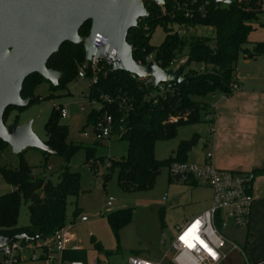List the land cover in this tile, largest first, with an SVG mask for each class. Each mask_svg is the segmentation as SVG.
Instances as JSON below:
<instances>
[{"label": "trees", "instance_id": "16d2710c", "mask_svg": "<svg viewBox=\"0 0 264 264\" xmlns=\"http://www.w3.org/2000/svg\"><path fill=\"white\" fill-rule=\"evenodd\" d=\"M202 5L204 13L200 14ZM145 7L149 16L140 18L137 26L127 34V42L133 43L134 61L144 63L145 58L153 54L157 65L163 69L169 68L174 60L183 56H188V62L180 68L185 80L173 82L174 90L162 97L157 87H143L125 71H113L109 67L97 74V83L90 90V99L95 100L100 107L91 110L87 120L94 126L100 116L110 115L113 119V136L128 142V155L112 161L108 168L118 170V184L127 192L151 189L161 168L169 167L174 162L187 161L195 139L181 141L175 157L165 161L155 158L157 142L174 138L181 126L200 123L202 113L209 115V106L201 101L206 96L232 95L230 86L235 82L240 56L245 59L264 57V42L254 44L252 50L247 47L250 44L249 34L263 13V0H232L229 4L200 0L198 4L189 6L192 18H187L177 10L175 0H164L162 5L147 1ZM157 26L163 27L166 37L159 47H153L150 39ZM176 27L212 28L215 35L213 39L191 34L181 37L175 32ZM89 33L90 23L82 26L78 32L81 38L89 37ZM211 41H214L213 45ZM84 60L83 41L63 44L46 64L47 69L63 74L58 84L52 85V89H66L70 82L78 78V66ZM201 65L205 67L204 73L194 69ZM43 81L38 74L30 75L23 84L21 97L33 98L34 102L39 100L35 92ZM102 96L112 102L104 101ZM11 108H7L4 113L5 125L9 117L7 111ZM59 117H62L60 110L54 108L46 124L47 140L44 143L55 155L69 159L78 147L67 144L68 129ZM96 144L102 142L96 141ZM5 147L8 145L0 141V154ZM42 153L50 154L43 150ZM253 174L254 179L264 175V169ZM0 177L14 188L0 196V236L13 237L24 232L50 236L66 226L68 198L78 197L81 190L77 173L65 168L54 184L46 178L35 177L31 168L22 161L19 168L0 169ZM22 200L28 204L30 215V227L26 229L18 228ZM78 213L77 209L74 216ZM129 223L128 209L109 215V224L116 237ZM95 247L99 248L98 245ZM133 253L136 256L139 252ZM65 257L88 263L85 250L66 252Z\"/></svg>", "mask_w": 264, "mask_h": 264}, {"label": "rangeland", "instance_id": "374dc122", "mask_svg": "<svg viewBox=\"0 0 264 264\" xmlns=\"http://www.w3.org/2000/svg\"><path fill=\"white\" fill-rule=\"evenodd\" d=\"M136 1L142 4L146 11L145 2H153ZM191 35L213 39L215 32L212 28L198 27ZM165 37L163 27L157 26L152 32L150 45L159 47ZM248 40L249 49L254 43L264 42V14L254 24ZM211 44L213 45L214 41H211ZM245 60L244 56H240L236 65L238 73L242 76L250 75L249 72L253 71L245 65ZM249 61L250 66L256 68V75L264 77V57ZM234 83H237V79ZM90 90L87 80L84 79H75L64 90L52 89V81L44 79L35 92L39 100L34 102L32 98L33 102L20 110L17 107L9 109L6 126L30 124L32 132L39 140L45 142L46 124L53 114V105H60L67 112L66 116L59 117L68 129L67 144L78 148L66 159L54 153L45 155L41 149L31 147L23 149L20 152L22 154L18 155L8 145L0 154V169L19 168L23 161L31 168L35 177L46 178L54 184L65 168L79 175L80 194L78 197L68 198L66 221L72 226V232L77 238L75 245L87 252L90 264L95 260L100 264H128V259L134 255L135 250H141V257L145 260L161 261L164 251L160 244L163 230L170 235L169 232L176 224L209 208L211 191L208 188H193L187 185L181 178L171 175L168 167L161 168L151 189L124 191L118 184V170L108 168L112 161L121 160L128 155L129 144L117 136L104 140L102 144H96L93 124L88 123L87 118L91 109H98L100 106L97 103L91 106L87 98ZM217 97L219 96L210 95L201 100L209 106L211 114L214 98ZM214 129V123L209 122L206 113H202L200 123L181 126L174 138L157 142L155 158L159 161L174 158L181 141L195 139L196 143L188 152L187 161L200 164L207 152L204 148L205 140H208L210 131ZM13 190L14 188L0 177V196ZM77 209L79 213L74 216ZM127 209L130 210V223L122 228L116 237L109 224V215ZM83 216L88 218L87 223L80 222ZM29 227L28 204L22 200L18 228ZM236 232L232 229L224 231L225 235L232 239L236 237ZM95 245L99 248L96 249ZM224 253L227 255L225 264H245L244 258L239 253L232 252L229 246H225ZM40 255L39 251L25 253V262L20 264H44L42 261L30 259L39 258Z\"/></svg>", "mask_w": 264, "mask_h": 264}, {"label": "water", "instance_id": "95a60500", "mask_svg": "<svg viewBox=\"0 0 264 264\" xmlns=\"http://www.w3.org/2000/svg\"><path fill=\"white\" fill-rule=\"evenodd\" d=\"M164 4V0H150ZM229 4L231 0H215ZM149 16L136 0H0V141L16 154L27 148L54 151L31 131L30 124L6 126L3 116L7 108H23L33 102L23 99L25 80L38 74L57 85L63 74L49 70L47 61L65 44L83 41L85 58L94 55L114 61L113 71H125L139 77H154L161 82L181 83L180 71L166 70L156 61L140 65L133 59V43L127 34L138 20ZM90 23L89 37L81 38L80 28ZM100 35L106 42L96 49L94 39ZM44 235L30 232L13 237L0 236V246L19 240L35 241Z\"/></svg>", "mask_w": 264, "mask_h": 264}, {"label": "built area", "instance_id": "2783aa9c", "mask_svg": "<svg viewBox=\"0 0 264 264\" xmlns=\"http://www.w3.org/2000/svg\"><path fill=\"white\" fill-rule=\"evenodd\" d=\"M182 1V2H180ZM200 0H175L177 10L184 13L187 18H192L190 5L198 4ZM199 13H204V6H200ZM195 29L191 27H176L175 32L181 37L188 36ZM106 42V38L97 35L94 39L93 46L96 49ZM155 61L154 55L151 54L145 58V62L137 64L146 65ZM188 62V56H183L174 60L166 70L180 71ZM114 61L108 57L99 58L94 55L91 59H86L78 66V79L87 80L90 88L97 83V74L104 71L105 68H113ZM194 69L201 73L205 72L203 65L199 69ZM181 72V71H180ZM90 74V76H89ZM181 75H183L181 73ZM141 86H155L159 90V96H165L174 90L173 82H161L155 85L154 77H139L131 74ZM240 89L238 83L230 86V91L234 92ZM87 98L91 106L97 103ZM104 101L111 103L107 97H101ZM221 100L228 98L227 95H219ZM122 103H125L124 101ZM98 104V103H97ZM60 110L61 116H66L67 112L60 105H53ZM96 110V109H91ZM213 114L208 115L209 122L213 123ZM93 134L96 141L103 142L113 136V119L110 115L100 116L93 126ZM214 130L210 131L212 136ZM87 136V134H85ZM213 152L208 150L202 163L174 162L171 163L169 171L171 175L179 177L184 183L194 186L208 188L211 191L210 206L197 216L176 224L170 235L167 231L162 232L160 244L163 247L162 260L170 264H224L227 255L224 253L225 246H229L232 251L239 252L244 257L243 250L233 241H230L224 231L227 229H248L255 198L252 190L254 179L253 173H240L235 171L218 170L213 166ZM192 186V185H191ZM111 201L108 202L110 204ZM81 223H87V217L80 218ZM33 234V233H32ZM37 235V234H34ZM41 240V242H39ZM77 238L72 232V226L59 228L52 235L39 238L35 241L19 240L13 243H7L0 246V264H20L25 262L24 255L28 252H40L39 258H30L33 261H42L44 264H90L81 261L68 260L65 253L69 251L80 250L75 245ZM191 245V246H190ZM91 264H100L95 260ZM128 264H161L151 260H145L139 256H130Z\"/></svg>", "mask_w": 264, "mask_h": 264}, {"label": "crops", "instance_id": "0c3cea01", "mask_svg": "<svg viewBox=\"0 0 264 264\" xmlns=\"http://www.w3.org/2000/svg\"><path fill=\"white\" fill-rule=\"evenodd\" d=\"M263 14L264 9L261 16ZM253 47L248 49L252 50ZM245 65L253 71L249 72L250 75L242 76L237 70L236 79L240 89L226 99L217 97L213 101L215 129L213 136L209 135L205 140L204 148L206 151L212 150L213 166L218 170L254 173L264 169V77L256 75V68L250 66L249 59L245 60ZM252 190L255 203L248 229L233 228L242 233L236 232L233 239L225 236L243 250L244 257L239 252H232L239 253L245 264H261L264 263V175L255 177ZM186 220L189 219L182 222ZM135 251L139 252L136 256H142L141 250ZM151 261L170 264L164 260Z\"/></svg>", "mask_w": 264, "mask_h": 264}, {"label": "snow or ice", "instance_id": "6c2138e0", "mask_svg": "<svg viewBox=\"0 0 264 264\" xmlns=\"http://www.w3.org/2000/svg\"><path fill=\"white\" fill-rule=\"evenodd\" d=\"M191 246V245H190Z\"/></svg>", "mask_w": 264, "mask_h": 264}]
</instances>
